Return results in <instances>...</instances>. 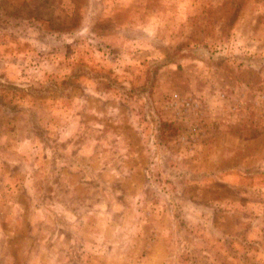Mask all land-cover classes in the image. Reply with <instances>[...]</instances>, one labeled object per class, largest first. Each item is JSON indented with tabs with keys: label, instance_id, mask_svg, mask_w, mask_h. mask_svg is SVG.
<instances>
[{
	"label": "rangeland",
	"instance_id": "obj_1",
	"mask_svg": "<svg viewBox=\"0 0 264 264\" xmlns=\"http://www.w3.org/2000/svg\"><path fill=\"white\" fill-rule=\"evenodd\" d=\"M0 264H264V0H0Z\"/></svg>",
	"mask_w": 264,
	"mask_h": 264
}]
</instances>
